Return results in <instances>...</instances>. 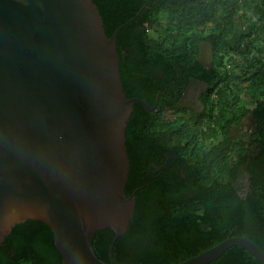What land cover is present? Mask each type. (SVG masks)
I'll use <instances>...</instances> for the list:
<instances>
[{
    "label": "trees",
    "instance_id": "1",
    "mask_svg": "<svg viewBox=\"0 0 264 264\" xmlns=\"http://www.w3.org/2000/svg\"><path fill=\"white\" fill-rule=\"evenodd\" d=\"M93 2L108 36L136 17L116 38L126 97H139L154 106L158 94L164 93L158 112L136 102L126 128L130 172L125 193L130 196L144 188L136 195L126 232L114 244V264H178L230 236H245L264 252V200L255 203L264 178L257 183L260 190L251 185L243 197L234 186L236 172L228 169L231 165L226 160L230 109H240L241 101V88L234 82L226 56H238L245 65L241 75L260 88L254 94L252 112L264 141V0ZM238 23L247 31L237 33ZM234 36L235 43L224 48ZM203 41L213 49L211 69L197 60ZM190 76L208 83L203 101L210 106L209 114L205 109L180 120L164 115L167 109H180L173 102L176 90ZM204 118L209 120L206 130L201 125ZM173 125L177 128L169 130ZM220 126L225 139L203 155L207 138L219 134ZM241 151L242 165L247 155ZM114 234L111 228H103L92 237L95 253L109 264ZM0 264H62L51 227L38 220L15 225L0 245ZM208 264L263 263L245 247L234 245Z\"/></svg>",
    "mask_w": 264,
    "mask_h": 264
},
{
    "label": "water",
    "instance_id": "2",
    "mask_svg": "<svg viewBox=\"0 0 264 264\" xmlns=\"http://www.w3.org/2000/svg\"><path fill=\"white\" fill-rule=\"evenodd\" d=\"M133 17L131 20H134ZM93 0H0V245L26 220L47 223L62 264H109L92 246L111 228L109 254L134 215L126 128L139 97L127 98L116 38ZM211 43L197 60L212 66ZM257 131L252 111L232 129L244 142ZM242 133V134H240ZM246 133V135H245ZM234 245L264 264L245 236H230L178 264H208Z\"/></svg>",
    "mask_w": 264,
    "mask_h": 264
},
{
    "label": "flooded vegetation",
    "instance_id": "3",
    "mask_svg": "<svg viewBox=\"0 0 264 264\" xmlns=\"http://www.w3.org/2000/svg\"><path fill=\"white\" fill-rule=\"evenodd\" d=\"M214 57L215 56L213 53L212 66L214 65ZM203 66L206 69L212 68V66L211 67H207L205 65ZM208 92H209V86L207 82L190 76L188 78L187 84L176 90V93L178 94H177V98L174 99L173 102L175 103V106H179L180 109L178 111H176L175 109H167V111L164 112V115L180 120L182 119L183 116L186 119H189L190 115H192L193 112L198 113V112H202L205 109H206V114H209L210 111H208V109L210 108V106H208V104H205V102L203 101V99L207 97ZM252 109H248V110L246 109L244 111H241L239 107H235L233 109H230V114L228 117V119L231 120L229 127L227 129L229 134L228 141L230 144V148L228 151V158L226 160L227 163L229 162V164L231 165L228 169H230V171L236 172V173L233 172L234 186H237V188L239 189V194H241L243 197H246L247 192H249V188L251 187V185L256 186L257 189L260 190V186L257 183L264 178V141L260 139L262 134L259 133L258 127H257V131L253 133L252 130L250 129L249 132L251 136L248 143L244 142L243 140L232 134V129L237 125H239L241 120L247 117L248 113L252 111ZM154 111L156 112L159 111L158 106ZM240 115L241 117L239 118ZM207 121L209 122L207 118H204V122L201 124L204 130H206L208 126ZM212 122L214 121L212 120ZM256 125H257V121H256ZM220 127L221 128L219 134L207 138L203 148V155H205L212 147H214L218 143H222V141L225 139L224 129L222 130V126ZM176 128L177 125H173L169 130L173 131ZM190 137H192V135ZM186 143H188L187 140L185 141V144ZM241 150H243L247 155L246 161L242 165L239 163V160L241 159V155H240L242 152ZM248 166L251 168V170L247 169ZM260 194L258 197L255 198L256 204L260 202L262 203V201L264 200V197L262 196V194L264 195V189L263 191L260 192ZM256 217H257L256 214H252V219L256 220Z\"/></svg>",
    "mask_w": 264,
    "mask_h": 264
},
{
    "label": "rangeland",
    "instance_id": "4",
    "mask_svg": "<svg viewBox=\"0 0 264 264\" xmlns=\"http://www.w3.org/2000/svg\"><path fill=\"white\" fill-rule=\"evenodd\" d=\"M164 19H166L164 17ZM157 29H159V26H156ZM237 33L238 32H246L247 29H241V26L239 23L237 24L236 28ZM151 36L158 40V34L154 32L153 30L150 31ZM236 41V37H232L231 39H228L222 46L224 48L232 46ZM226 63L227 65L230 66L231 72H232V77L236 78L234 79L236 84H239L240 86V110H248L252 109L255 106V97L254 94L258 93L260 91V88L251 84L250 80H246L243 75H241V71L243 72L244 64L243 62L239 59L238 56L233 55V56H226ZM258 70V68H257ZM254 72V70L252 71ZM251 77V76H248ZM259 88V89H258Z\"/></svg>",
    "mask_w": 264,
    "mask_h": 264
}]
</instances>
